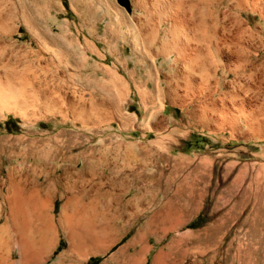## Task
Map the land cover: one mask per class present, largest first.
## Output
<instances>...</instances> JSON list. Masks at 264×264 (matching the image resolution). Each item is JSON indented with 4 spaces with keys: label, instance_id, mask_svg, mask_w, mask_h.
<instances>
[{
    "label": "rangeland",
    "instance_id": "obj_1",
    "mask_svg": "<svg viewBox=\"0 0 264 264\" xmlns=\"http://www.w3.org/2000/svg\"><path fill=\"white\" fill-rule=\"evenodd\" d=\"M0 77V264H264V0H0Z\"/></svg>",
    "mask_w": 264,
    "mask_h": 264
},
{
    "label": "bare ground",
    "instance_id": "obj_2",
    "mask_svg": "<svg viewBox=\"0 0 264 264\" xmlns=\"http://www.w3.org/2000/svg\"><path fill=\"white\" fill-rule=\"evenodd\" d=\"M255 1V0H254ZM259 1V0H258ZM262 1V0H261ZM251 2V0H250ZM260 7V6H259ZM184 14V13H183ZM182 15V14H181ZM250 18V17H249ZM182 25V24H181ZM172 26V25H171ZM177 27V26H176ZM175 28V27H174ZM221 28V27H220ZM177 29V28H176ZM176 43V42H175ZM235 54V53H234ZM235 57V56H234ZM235 63V62H234ZM234 66V65H233ZM0 86H4V87H13L14 86V79L13 78H5L3 77H0ZM7 90V89H6ZM2 92V91H1ZM9 92V91H8ZM6 94V93H5ZM243 104V103H242ZM241 104V105H242ZM252 117V116H251ZM56 142H54L55 144ZM46 146V145H45ZM59 146V148H58ZM47 148V146H46ZM60 151H64V154L65 156L68 154L69 156H71V150L68 149V146H63V148L60 146V143H58V145L56 144V147L54 149L52 148H48V149H45V150H34V149H29L28 150V155L29 156H33L34 157V160L37 159V160H45V158H47L52 152H55L56 150H59ZM67 157V156H66ZM92 160V159H91ZM94 161V160H93ZM29 163V162H28ZM38 166V165H37ZM72 180V179H71ZM27 187V186H26ZM139 201V200H138ZM39 205V203H38ZM5 225V224H4ZM4 228V227H3ZM2 228V229H3ZM5 229V228H4ZM11 232V231H10ZM142 231L138 230L136 235L134 237H132L129 242L127 243V245H125V247H123L121 250H120V254L124 256V253L126 251H129L131 249H134L136 247L137 244H139L141 242V239H142ZM2 235V234H1ZM7 235V234H6ZM44 240V239H43ZM104 240V239H103ZM116 239H112L111 242H113L107 249H109L114 243H115ZM3 242V241H2ZM6 242V241H5ZM38 249V248H37ZM37 249H34V248H28V249H19L17 248V255H18V261L16 263H21V264H40V263H44L49 256H47V258L45 260L42 261V259H35V256L37 254H39L40 250H44V248H39V252L36 254V251ZM142 249V247H141ZM1 250H3V248L0 247V253H1ZM136 250V249H135ZM141 250L138 249V251L135 253V255H137ZM8 255H9V261L11 264H14V261H12L10 259V254H12V252H9L8 251ZM48 253V252H47ZM46 251L45 253H43V257L45 254H47ZM61 257V256H60ZM127 258V261H132L134 259V253H131V255H126L124 256ZM0 258H1V254H0ZM14 260V259H13ZM57 261V260H56ZM56 264V263H54ZM57 264H60V263H57ZM128 264H131V263H128Z\"/></svg>",
    "mask_w": 264,
    "mask_h": 264
}]
</instances>
